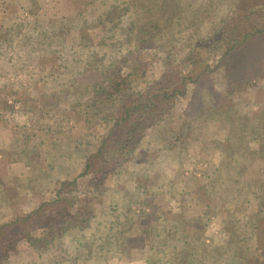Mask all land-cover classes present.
Here are the masks:
<instances>
[{
  "label": "rangeland",
  "instance_id": "rangeland-1",
  "mask_svg": "<svg viewBox=\"0 0 264 264\" xmlns=\"http://www.w3.org/2000/svg\"><path fill=\"white\" fill-rule=\"evenodd\" d=\"M258 9L264 0H0V224L61 181L78 195L33 218L0 264H264V35L229 55L206 45ZM196 56L206 77L128 155L108 142L92 183L84 162L121 96ZM111 64L128 81L94 103ZM70 215L85 223L56 240Z\"/></svg>",
  "mask_w": 264,
  "mask_h": 264
},
{
  "label": "trees",
  "instance_id": "trees-1",
  "mask_svg": "<svg viewBox=\"0 0 264 264\" xmlns=\"http://www.w3.org/2000/svg\"><path fill=\"white\" fill-rule=\"evenodd\" d=\"M259 14L260 10L258 9L252 17L248 14L244 16L240 14L234 17V19L228 20L225 26L217 30L212 39L206 42V45L209 47L217 45L218 47L219 44H225L227 45L225 51L229 55L234 50L239 49L238 47H242L254 39L255 36L264 35V26L262 27L264 16L259 17ZM229 36L232 37L228 38ZM201 43L204 44V42ZM199 52L200 50L196 51L195 55H199ZM194 59L188 66L182 64L175 67L172 71H165L159 78L151 81L142 91L129 92L121 96V103L117 107L114 123L110 127L108 135L102 139L101 143L85 159L83 171L85 174H90L92 183L99 179V172H96V170L101 164L100 162H102V151L108 142L113 141L117 145L119 144L121 155H128L127 153L137 148L144 133L165 117V114L171 109L170 107H172L176 98L186 94L188 85L191 83L197 85L202 78L206 77L210 63L208 61L202 62L197 56ZM111 65H107L104 70L105 72L103 71L101 74L105 82L93 86L94 95L91 97H94V103L112 102L113 89H121L120 86L128 81L126 76L121 77L116 69H114V65ZM110 173L111 171L106 176ZM73 183L74 180L73 182L70 180L61 181L58 193L54 199L51 201L45 200L28 214L20 215L14 220L0 224V254L4 253V255H7L19 232L23 235L30 229L33 218H36V220L39 218L38 220L46 222L50 210H55L53 214H57L56 207L62 203L70 204L72 200H75L74 198H78V195L70 197L62 195L67 187ZM67 211L64 207L61 213L65 212L67 215ZM72 217L74 216L70 215L68 218ZM70 221L76 222V225L67 227L64 223L61 231L56 233L58 235L55 238L56 240L64 239L70 229H80L83 223H85L79 222L76 218H72ZM29 239L31 240V237Z\"/></svg>",
  "mask_w": 264,
  "mask_h": 264
}]
</instances>
